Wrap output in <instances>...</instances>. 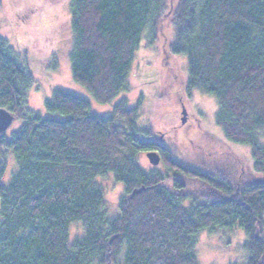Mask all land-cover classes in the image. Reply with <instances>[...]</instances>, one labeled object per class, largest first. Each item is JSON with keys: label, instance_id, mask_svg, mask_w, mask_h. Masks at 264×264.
<instances>
[{"label": "trees", "instance_id": "1", "mask_svg": "<svg viewBox=\"0 0 264 264\" xmlns=\"http://www.w3.org/2000/svg\"><path fill=\"white\" fill-rule=\"evenodd\" d=\"M68 2L71 79L110 103L128 88L134 53L143 38L153 43L173 0ZM171 31L187 89L216 100L223 137L249 146L252 172L264 174V0H178ZM31 85L0 37V108L21 119L0 134V264H198L197 235L216 228L242 230L245 264H264V181L243 183L245 160L233 158L225 174L176 160L142 139L125 98L99 117L86 100L53 88L44 108L62 119L42 118L27 108ZM5 151L16 170L3 183ZM141 151H158L164 170L140 167ZM107 176L125 193L115 215L97 182ZM74 223L82 233L70 240Z\"/></svg>", "mask_w": 264, "mask_h": 264}, {"label": "rangeland", "instance_id": "2", "mask_svg": "<svg viewBox=\"0 0 264 264\" xmlns=\"http://www.w3.org/2000/svg\"><path fill=\"white\" fill-rule=\"evenodd\" d=\"M177 2L173 0L170 4V15L162 20L163 26L157 30L153 43L143 38L134 53L128 88L110 103L99 104L70 76L68 54L73 36L67 23L68 0H0V37L32 79L27 91V108L42 118L62 119L44 108L53 88L86 100L90 112L99 117L109 116L113 106L125 98L128 109L136 108V127L142 139L161 143L171 150L176 160L225 174L232 171V159L241 158L247 164L241 177L243 183L264 181V174L252 172L250 147L227 141L215 124L216 100L187 89L186 59L169 51L173 38L171 12ZM182 108L186 110L184 124L181 123ZM20 125L21 119L15 118L4 132L5 137ZM257 137L264 145V130ZM145 154L146 151L138 154L140 167L164 170L160 162L151 165ZM2 158L5 166L1 180L5 183L16 170V163L9 152L5 151ZM97 182L103 190L107 210L111 215L118 214L120 201L125 196L123 185L114 182L111 176L99 178ZM81 233L78 224L70 225V240ZM196 240L198 264H245L248 258L245 235L239 228L203 230Z\"/></svg>", "mask_w": 264, "mask_h": 264}, {"label": "water", "instance_id": "3", "mask_svg": "<svg viewBox=\"0 0 264 264\" xmlns=\"http://www.w3.org/2000/svg\"><path fill=\"white\" fill-rule=\"evenodd\" d=\"M181 115H182L181 123L184 124L186 121L185 118L186 110L184 108H182ZM15 118H16L15 115L11 114L9 111H7L4 108H0V134L4 133L10 127V125L12 124ZM146 158L148 162L153 166L158 165L160 162V155L155 151L146 152ZM143 190H145L144 187L133 189L131 193L125 197L124 200L125 203H129L134 198V196L140 194ZM107 258H109V255H107Z\"/></svg>", "mask_w": 264, "mask_h": 264}, {"label": "flooded vegetation", "instance_id": "4", "mask_svg": "<svg viewBox=\"0 0 264 264\" xmlns=\"http://www.w3.org/2000/svg\"><path fill=\"white\" fill-rule=\"evenodd\" d=\"M156 152V151H155ZM158 153V152H157ZM160 155V154H159ZM161 158V157H160Z\"/></svg>", "mask_w": 264, "mask_h": 264}]
</instances>
